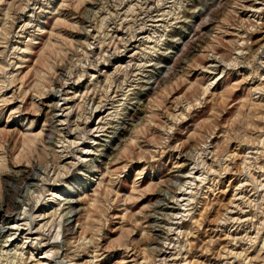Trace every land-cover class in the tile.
Masks as SVG:
<instances>
[{
  "label": "rangeland",
  "instance_id": "1",
  "mask_svg": "<svg viewBox=\"0 0 264 264\" xmlns=\"http://www.w3.org/2000/svg\"><path fill=\"white\" fill-rule=\"evenodd\" d=\"M0 228V264H264V0H0Z\"/></svg>",
  "mask_w": 264,
  "mask_h": 264
},
{
  "label": "bare ground",
  "instance_id": "2",
  "mask_svg": "<svg viewBox=\"0 0 264 264\" xmlns=\"http://www.w3.org/2000/svg\"><path fill=\"white\" fill-rule=\"evenodd\" d=\"M262 3V2H261ZM254 6V5H253ZM254 7H257V6H254ZM259 7H260V5H259ZM257 9V8H256ZM256 9H254V10H256ZM213 66H215V65H213ZM106 104H104L103 103V101H98V104H96V106H95V109L96 108H98V109H101L102 107H104ZM243 186V185H242ZM230 213V212H229ZM54 214V213H53ZM26 219L28 220V221H30V222H28V224H29V227H28V229H30V228H32V223H34V218H32V217H26ZM231 219V218H230ZM40 228V227H39ZM37 229L36 231L37 232H39V234H42L43 233V231L42 230H40V229ZM6 230H8L7 228L4 230V228H0V233H4ZM42 231V232H41ZM44 234V233H43ZM45 236V235H44ZM3 248V247H2ZM229 249V248H228ZM229 251H230V249H229ZM231 251H232V249H231ZM230 251V252H231ZM55 254V256H56V254H58V252H55L54 253ZM5 258V257H4ZM37 262H38V264H46V263H48V262H50V261H47V260H37Z\"/></svg>",
  "mask_w": 264,
  "mask_h": 264
}]
</instances>
